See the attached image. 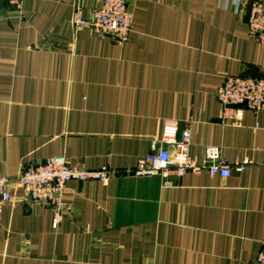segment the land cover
<instances>
[{"label":"crops","instance_id":"0c3cea01","mask_svg":"<svg viewBox=\"0 0 264 264\" xmlns=\"http://www.w3.org/2000/svg\"><path fill=\"white\" fill-rule=\"evenodd\" d=\"M127 0L128 41L74 24L102 0H0V264H251L264 242V110L220 123L227 75H264V43L248 33L246 0ZM166 120L191 125V155L221 149L229 177L208 170L127 172ZM65 155L106 182L72 180L71 213L27 199L28 163ZM249 163L244 171L238 163Z\"/></svg>","mask_w":264,"mask_h":264},{"label":"built area","instance_id":"2783aa9c","mask_svg":"<svg viewBox=\"0 0 264 264\" xmlns=\"http://www.w3.org/2000/svg\"><path fill=\"white\" fill-rule=\"evenodd\" d=\"M17 11H22L25 0H6ZM235 12L241 3L234 1ZM248 33L264 43V0L245 1ZM73 22L78 27L90 28L99 37H112L117 43L128 41L133 29V14L127 0H102L98 7L84 15L77 8ZM217 99L222 105L220 123L223 126L242 125L245 110L256 113L264 110V75H227L217 89ZM191 125L181 126L176 120H166L162 134L153 139L149 153L139 159L136 167L127 172L137 175L174 174L181 177L188 172L200 173L208 170L212 175L229 177L232 167L223 158L216 146L206 148V159L196 161L191 155ZM249 163H238L237 169L244 171ZM116 173L114 169L103 167L88 169L72 162L67 156L49 157L37 163H28L16 179L24 196L33 202L49 205L54 212L53 227H59L61 219L71 213L65 201V192L72 180H99L106 182ZM13 179L0 174V212L12 200L8 184ZM251 264H264V242Z\"/></svg>","mask_w":264,"mask_h":264}]
</instances>
